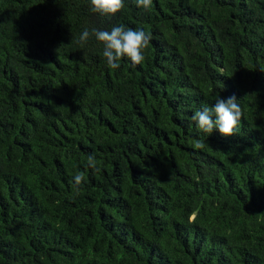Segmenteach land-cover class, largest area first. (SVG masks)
<instances>
[{"label":"trees","instance_id":"obj_1","mask_svg":"<svg viewBox=\"0 0 264 264\" xmlns=\"http://www.w3.org/2000/svg\"><path fill=\"white\" fill-rule=\"evenodd\" d=\"M119 24L135 67L79 42ZM219 95L234 135L198 134ZM0 264H264V0H0Z\"/></svg>","mask_w":264,"mask_h":264},{"label":"clouds","instance_id":"obj_2","mask_svg":"<svg viewBox=\"0 0 264 264\" xmlns=\"http://www.w3.org/2000/svg\"><path fill=\"white\" fill-rule=\"evenodd\" d=\"M153 0H134L138 8L150 10ZM89 11L102 17H110L120 12L126 4V0H88ZM90 36L103 45V57L107 66L111 69L120 67L119 61L127 59L131 66L135 67L145 59L144 50L152 39L151 33L143 28L126 27L123 24L113 25L110 30L101 28H85L79 37L80 43H87ZM242 117V109L235 95L214 98L211 105L204 104L195 109L191 115V125L198 134L203 133L210 137L218 132L223 137L234 135ZM201 146L202 145H198ZM88 167H95L93 158H88ZM83 175L76 174L72 182L80 185Z\"/></svg>","mask_w":264,"mask_h":264}]
</instances>
